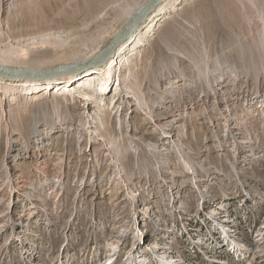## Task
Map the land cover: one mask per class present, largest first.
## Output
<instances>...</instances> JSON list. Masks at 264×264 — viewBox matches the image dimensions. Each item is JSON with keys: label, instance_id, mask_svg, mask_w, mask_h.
<instances>
[{"label": "rangeland", "instance_id": "1", "mask_svg": "<svg viewBox=\"0 0 264 264\" xmlns=\"http://www.w3.org/2000/svg\"><path fill=\"white\" fill-rule=\"evenodd\" d=\"M67 3L71 5L63 9ZM88 4L89 0H47L41 14H36V22H44L47 19L51 20L49 22L52 25L78 27L82 25L86 14H89ZM228 4L229 0H201L196 5L197 11H201V20L210 26V34L217 35V38L221 36V28L214 19H209L208 22L205 20V17L209 16L206 8L213 6L217 9L216 13L223 14ZM232 10L233 8L228 10L229 13ZM263 10L261 18L260 13H254L253 21L250 22L255 31L259 28L255 34L258 39L264 32ZM224 19L230 22V18ZM21 21L27 22L26 19ZM93 24L94 22L85 23L86 27L80 32L92 28ZM246 24L248 26V22ZM191 26L187 24L189 29ZM193 27H196V24ZM27 31L32 32L33 29ZM186 34L190 38L200 39V36H193L190 31ZM202 39L205 40L204 37ZM55 40L56 37H53L52 42ZM261 40L258 41L259 44H262ZM39 46L40 43L34 40L16 47L13 55L21 58L35 55L39 53L36 51ZM180 66L185 70L183 63ZM222 76L231 81V77ZM179 83L173 84V92L180 99L179 90L176 88ZM165 89L160 88L161 91L151 97L161 94L162 90H167ZM147 95H144L142 104L147 103V107L153 111L154 115L147 113L153 120L147 117L146 123L136 131L132 130V125L137 123L136 117L133 116H144V113L138 111L142 107L137 109L139 114L132 112L129 107L121 111L122 105L119 106V112H116L107 102L103 110L94 115L91 113L92 116L86 115L81 120H78L82 116L79 115L80 111H73L75 119L71 117L72 119L67 120L66 111L59 109L56 112H62L60 116L67 122L55 124L51 129L52 134L45 140L33 138V141H29L20 133V130H26L27 122L24 124L23 120L16 117L7 119L5 113L0 110V264H128L130 260L127 257L136 247L132 241L134 235L141 237L138 247L140 251L134 253L147 261L154 260L151 264H160L157 255L149 250L152 244L164 247L163 250L167 249L172 255L181 256L184 264H264V244L258 242L257 236L264 226V110L260 108L257 97L254 99L257 101H253V112L250 110V113H245L243 103L236 107L235 111L239 114L237 131L240 129L242 134L227 135L225 128L229 121L225 115L226 111L218 109L215 104L194 108L195 117L190 122L182 116L174 119L179 124L182 133L180 140L185 147L177 152V157L182 162L185 161L184 164L189 170L191 168L188 166L192 163L187 162L186 156L189 158L193 155V160L203 164V180L195 184L197 176L193 169L190 174L179 177L177 182L168 181L170 178L165 175L166 178L163 177L161 167L154 161L155 157H145L140 169L117 167L118 175L108 172L107 161H101L99 151L102 156V152H106L107 148L109 151L129 150L137 157L141 146L132 143L130 136H142L145 131L158 127V123L178 117L170 116L169 111L165 112L167 106L174 105L172 97L163 93L162 96L166 99L162 100L157 96L158 106H153ZM190 100L189 98L188 101ZM25 111L30 113L31 106ZM199 111L205 117L207 114L211 117L200 120L196 116ZM48 112L53 113L50 109ZM158 113L164 114L163 117L157 116ZM88 117L91 122L87 121ZM91 123L95 124L94 127L88 128ZM42 127L45 125L40 126ZM15 130L17 132L13 133ZM93 133H97L98 137H94ZM155 136L159 138L156 141L159 149L164 144L174 143L175 137L165 140L161 134ZM252 137L258 142L257 148L262 143L257 152L243 148V140ZM93 139L96 140L94 146L99 150H92L91 154L92 151H88V147ZM45 141H53L49 148L51 154L47 155V158H41L35 147L39 146V142ZM150 141L152 140L143 137L140 143L150 146ZM8 149L13 158L7 155ZM60 157L65 158L61 164L64 167L63 174L61 169H53L54 164L59 165ZM111 160L117 161L113 162L118 164L120 159L114 155ZM123 168L125 172L120 171ZM52 181L59 184L64 182L65 188H52ZM202 188L206 189L205 197L198 191ZM116 190L121 193L116 194ZM232 191L238 194L231 197ZM176 194L179 195V205L186 203L192 218L183 219L182 213H177L175 218H179L181 222H173L175 227L177 226L176 230L172 229L170 234H165L160 229L163 222L156 221V218H162L169 211L177 210L173 203ZM115 196H119L115 201H120L118 206L113 205ZM123 197L126 199L122 200ZM147 197H151V200H146ZM205 198L209 199V203ZM220 204L223 205L221 219L228 221L223 225L219 224L218 230H215L208 225L207 216L209 209ZM146 205L157 206L160 213L149 223H146V211L136 214L138 208ZM202 212L205 215L201 217ZM23 214L26 215L25 218ZM123 214L125 217L119 218ZM120 220L125 223L128 236L118 243V248L110 249L109 241H114L113 235L123 228L119 226L122 225V222H118ZM166 220L165 223L170 226L171 219ZM21 238L26 240L22 241ZM116 244L117 242L113 243ZM109 249L116 251V255L110 260ZM35 257L37 258L34 259Z\"/></svg>", "mask_w": 264, "mask_h": 264}, {"label": "bare ground", "instance_id": "2", "mask_svg": "<svg viewBox=\"0 0 264 264\" xmlns=\"http://www.w3.org/2000/svg\"><path fill=\"white\" fill-rule=\"evenodd\" d=\"M150 1L89 0V14H86L82 25L69 28L52 25L49 22L51 20L47 19L44 22H36V14L43 10L47 0H0V66L54 74L25 79H13L0 74V110L5 113L7 119L16 117L23 120L24 124L27 122L26 130H20V133L29 141L30 139L33 141V138L35 140H45L47 136L52 134L53 130L51 129L55 124H63V121L67 122L62 120V116H60L62 112H56L59 109L66 111L65 113L68 114L66 115L67 120L73 118L75 113L73 111H80L79 115L82 116L78 120H81L86 115H91V113L94 115L100 112L101 109L103 110L107 102L116 112H119V106L122 105L121 111L129 107L136 114H139L138 111L144 113V116H133L136 117L137 123L132 125L133 129L132 127L131 129L136 131L146 123L147 117L153 120V117L147 114L148 112L152 114L153 111L147 107V103L146 105L142 104L144 95L148 94L149 96H147L149 100H152L153 106H158L156 97L165 100V96H162L165 93L172 97L174 101V105L167 106L165 112L168 113L169 111L170 116L178 115V117L167 119V122L158 123V127L145 131L142 136L137 137L136 134L130 136L133 139V141L131 139L132 143L135 142V145L141 146L137 157H134L129 150L124 149L123 152L111 149L109 151L108 148L106 152H102V156L100 155L101 151L98 155L101 161H107L106 164L109 165V168L107 167L106 170L108 169L107 171L113 172V174L118 175L119 170L117 167L120 166L140 169L145 157L147 159L155 157L156 160L154 161H157V165L161 167L163 177L165 175L170 178L168 181L177 182L179 177L190 174V170L193 169L197 176L195 184H198L203 180L201 178L203 164L193 160V155L189 156L190 159L186 156L187 162L192 163L188 166V168H191L189 170L184 164L185 161L182 162L177 157V152L184 150L185 147L180 140V134L182 133L179 124L174 119L182 116L187 122H190L195 117L193 116L194 108L205 104H215L218 109L226 111L225 115H227L229 121L225 128L228 131V133L226 132L227 135L230 133L235 135L243 132L240 129L237 131L239 128V124H237L238 112L235 110L240 103L245 105V113L253 112L255 110L253 101L257 97L258 101H256L260 102V108L264 110V32L261 35L262 37L259 35L261 38L258 39L255 34L259 28L255 31L251 26L254 13H260L261 18L264 0H239L238 3L229 0V4L231 2L230 7H228L229 4L225 6L226 11L223 14L216 13L215 10L217 9L213 6L207 7L206 10L209 16L205 17V20L208 22L209 19H214L219 25L221 36L218 38L217 35L210 34L208 28L210 26L200 18L201 11H197L196 5L201 0H162L131 34L122 39L116 46H113L116 39L129 26L138 11ZM70 5V3L65 4L63 9ZM232 8L233 10L229 13L228 10ZM262 14H264V10ZM224 18H230V22ZM260 18L258 19L261 20ZM24 19L27 22L21 21ZM89 22H94L92 28L80 32L82 28L86 27L85 23L89 24ZM186 23L192 25L191 29L187 27ZM195 24L196 27H193ZM24 25L26 28H24ZM32 29V32L27 31ZM199 30L207 35L200 33ZM188 31L193 36H200V39L190 38L186 34ZM80 34L81 36H79ZM53 37H56L54 42H52ZM203 37L205 38L204 41ZM260 39H262V44L258 42ZM34 40L40 43L39 48L36 49L39 53L23 58L13 55L16 47L29 44ZM208 44L211 47H206ZM108 51L111 56L106 62L99 66L91 64L96 58L101 57ZM181 63L184 64L185 70L180 66ZM65 69L70 70L66 71ZM222 75L231 77V81H227ZM176 82H180L176 85L180 99L173 92V84ZM160 88H166L167 90H162L161 94L154 95L152 98L151 95L161 91ZM189 98L190 101H188ZM179 100L181 101L177 102ZM182 103L185 105L183 106ZM29 106H31V111L27 113L25 110ZM139 107H142V109L137 111ZM49 109L53 111L52 114L48 112ZM163 115L162 113L157 114L161 118ZM207 115V117H211L209 114ZM196 116L200 120L207 118L200 111L196 113ZM90 117L87 121L91 122ZM40 124H44L45 127L40 128ZM94 125L91 123L88 128L94 127ZM15 132L17 131L15 130L13 133ZM93 134L94 137L95 135L96 138L98 137L97 133ZM157 134H161L165 140L175 137L174 143L172 145L164 144L159 149L156 143L159 138L155 136ZM143 137L152 140L148 142L150 146L140 143ZM51 142H39V146L35 147L41 158H47L49 157L47 155L51 154L49 152V148L53 144ZM243 142L245 143L243 148L246 151L253 150V152L254 150L257 152L262 144H259L260 147L257 148L258 142L253 137L245 138ZM95 143L96 140L93 139L88 151L99 150L94 146ZM127 151L128 153H126ZM61 154L63 153L61 152ZM7 155L13 158L9 149ZM114 155L120 159L118 164L113 162L115 160H111ZM247 155L250 156V154ZM63 159L65 158L60 157L59 165L57 163L53 166L56 171L61 169L62 174L64 171V167L61 165ZM244 159L246 161V157ZM124 168L120 171L125 172ZM186 182L190 183L189 180H186ZM51 186L52 188L60 186V189H64L65 183L59 184L52 181ZM198 191L202 197L207 195L205 188ZM117 193H121V191L116 190ZM231 193L233 194L231 197L238 194L234 191ZM118 199L119 196L113 197V205H119L120 201L115 202ZM124 199L126 197L122 198V200ZM205 199H207L206 202L209 201L208 198ZM146 200H151V197H147ZM173 203L177 206V210L169 211L162 218H156V221L163 222L160 229L165 234H170L173 230H176L177 226L175 227L173 222L179 219L175 218L177 213L181 212L183 219L192 218L186 203L183 202L179 205L178 194L174 195ZM157 209V206L146 205L138 208L136 214L145 213L146 211L148 213V215L146 214L148 217L146 223H149L153 220V217L160 214ZM222 209L223 205L220 204L208 211V225H211L215 230H218L219 224L223 225L228 221V219H221ZM30 213L29 211L28 214ZM202 215L205 214L202 212L201 217ZM25 216L23 214L24 218ZM124 217L123 214L119 218ZM169 218L172 221L170 226L165 223L166 219ZM118 222H122V225L119 226L124 229H120V232L113 235L114 239H112L114 241H109L110 249L118 248V243L128 236L125 223L122 220ZM178 222H181V220H178ZM158 225L160 226L159 222ZM257 236H259L258 242L264 244V226ZM21 240L24 241L26 238H21ZM132 241L136 247L133 246L135 249L127 257L130 260L129 263H153L154 260L149 259L147 261V259L134 253L140 251L138 247L141 243V237L134 235ZM115 242L117 244L113 245ZM163 249L164 247L155 244L149 247V250L157 255L160 264H184L181 256L172 255L167 249ZM108 255V260H110L116 255V251H110Z\"/></svg>", "mask_w": 264, "mask_h": 264}, {"label": "water", "instance_id": "3", "mask_svg": "<svg viewBox=\"0 0 264 264\" xmlns=\"http://www.w3.org/2000/svg\"><path fill=\"white\" fill-rule=\"evenodd\" d=\"M162 0H151L150 3L145 5L138 13L134 16L129 26L123 31L119 38L116 39L113 46H116L122 39L126 38L129 34H131L139 23H141L147 15L153 11L156 6L161 2ZM111 54L108 52L104 53L101 57L96 58V60L93 61V65L99 66L106 62ZM70 70V69H65ZM58 71V70H57ZM56 72V71H55ZM0 74L7 75L10 78L13 79H25V78H39L46 75H54L53 73H45L37 70H27V69H21V68H8L4 66H0Z\"/></svg>", "mask_w": 264, "mask_h": 264}]
</instances>
